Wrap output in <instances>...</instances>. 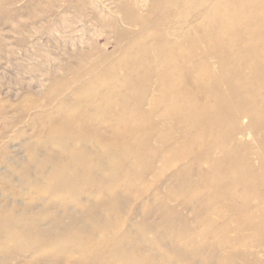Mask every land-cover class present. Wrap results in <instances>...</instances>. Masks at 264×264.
<instances>
[{
	"label": "rangeland",
	"instance_id": "374dc122",
	"mask_svg": "<svg viewBox=\"0 0 264 264\" xmlns=\"http://www.w3.org/2000/svg\"><path fill=\"white\" fill-rule=\"evenodd\" d=\"M262 62L264 0H0V264H264Z\"/></svg>",
	"mask_w": 264,
	"mask_h": 264
},
{
	"label": "bare ground",
	"instance_id": "6f19581e",
	"mask_svg": "<svg viewBox=\"0 0 264 264\" xmlns=\"http://www.w3.org/2000/svg\"><path fill=\"white\" fill-rule=\"evenodd\" d=\"M262 68H264V62H262ZM262 119H263V116H262ZM230 120H232V123H235V121L239 120V116H237V114H233L230 116ZM216 123L217 122L215 121V123L210 126L211 130L215 128ZM218 123H220V121H218ZM245 145L244 147L236 146V144L234 143L232 144L230 140L226 145L221 147L219 151V153H221V156H222L221 163H220V160L219 162H216V163H218L219 166L222 164L223 165L222 167L226 166L225 167L227 170L226 177L230 179V183L228 186L229 192L230 193H233L235 191L237 192V189L241 191L239 195L235 192L238 195L237 198H234L232 194H229V198L227 197L228 203H229L228 207L232 211L234 212L237 211L236 200L241 201V198L243 197L244 203L248 202L251 196H254L256 193L259 194V192L263 190V193L261 197L259 198V203L255 205L251 204V207L250 208L248 207L249 210L244 211L242 214H241V211H239V213L242 215L243 220L245 219L246 223H249L248 225H252L249 220L254 221L257 219H260L261 223L263 224L264 213L262 211V208L264 207V196H263L264 195V140H261L259 143V147H260L259 153L249 151V149H247L249 148V146L246 147ZM236 150L238 151L235 152ZM241 150L245 152L241 155L237 154V153H240ZM211 160L213 163H215L216 158L212 157ZM235 166H239L241 168V170L238 169L239 171H241L240 173L238 172L239 174L235 173ZM214 169L212 167V170ZM258 194H256L257 197L260 195ZM260 201H262V203H260ZM260 204H262L263 207ZM255 230L259 231V229H254V231Z\"/></svg>",
	"mask_w": 264,
	"mask_h": 264
}]
</instances>
